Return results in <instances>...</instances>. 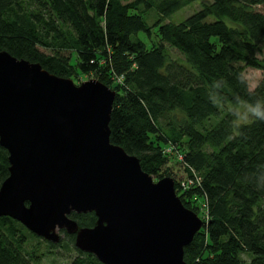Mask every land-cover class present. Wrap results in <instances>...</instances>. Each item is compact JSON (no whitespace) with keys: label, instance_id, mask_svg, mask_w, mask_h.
<instances>
[{"label":"trees","instance_id":"trees-1","mask_svg":"<svg viewBox=\"0 0 264 264\" xmlns=\"http://www.w3.org/2000/svg\"><path fill=\"white\" fill-rule=\"evenodd\" d=\"M195 1L0 0V50L58 76L94 74L116 91L111 142L149 174L173 176L189 209L198 213L202 200L207 217L185 247L186 264H264V119L241 121L236 108L264 106V12L256 8L264 1L212 0L181 22L166 21ZM153 7L159 16L150 25L144 15ZM142 31L155 32L157 43L134 37ZM248 67L263 72L255 89ZM170 161L184 166L183 179ZM9 168L0 145V188ZM71 217L80 227L97 222L95 212ZM60 232L55 243L1 216L0 264H40L71 245L78 253L67 264H103L77 248L76 234Z\"/></svg>","mask_w":264,"mask_h":264},{"label":"water","instance_id":"water-1","mask_svg":"<svg viewBox=\"0 0 264 264\" xmlns=\"http://www.w3.org/2000/svg\"><path fill=\"white\" fill-rule=\"evenodd\" d=\"M115 98L98 79L77 85L0 50V145L10 161L0 217L55 243L63 229L76 234L77 248L103 264H186L185 247L205 222L173 177L154 181L111 142ZM73 212H95L97 222L80 227Z\"/></svg>","mask_w":264,"mask_h":264},{"label":"rangeland","instance_id":"rangeland-1","mask_svg":"<svg viewBox=\"0 0 264 264\" xmlns=\"http://www.w3.org/2000/svg\"><path fill=\"white\" fill-rule=\"evenodd\" d=\"M212 0H196L195 2L181 8L180 10L176 11L175 13L171 14L169 17L166 18L167 22H181L183 21L185 18H187L188 16H190L191 14L195 13L196 11H198L203 4L206 3H211ZM256 8L262 12H264V3L259 4L256 6ZM159 16V13L157 12V8L153 7L147 14L144 15L146 21L151 25L153 24L154 20L156 19V17ZM156 29V27L153 28V30ZM134 37H139L140 39H142L143 41L146 42L148 47H152L154 43H157V37L155 35V32L153 33L152 36H149L146 32L142 31L139 32L138 36H134ZM42 50H45L42 48ZM170 54L173 57H180L179 53L173 49V48H169ZM48 53H50V50H47ZM258 56L262 59H264V49L262 52L258 53ZM76 56L74 55V60L73 63L76 62ZM245 75L249 81L250 87L252 89H255L258 85V83L260 82V80L263 77V72L262 70L256 69V68H251L248 67L246 68L245 71ZM96 77L94 76V74H85V75H80L77 79H73V81L77 84L80 85L83 81H87L89 79H93ZM239 110L240 113V120L241 121H249L253 118V113L251 111L252 107L249 105H245V104H241L238 107H236ZM168 166L170 167L171 171L176 172L177 173V178H184V166H182L181 164L177 163V161H170ZM175 173V174H176ZM153 178L154 181H158L160 180V176L154 175V174H150ZM173 177V176H171ZM202 200L199 201V211H198V215L202 218L206 220L207 217V213L205 208H203V203H201ZM201 203V204H200ZM65 230V229H64ZM61 237H64V234H62L60 232ZM43 242H39L37 239H31L30 240V245L32 246H41V251L42 252H47V245ZM77 250H75V248L71 245L69 248H58L54 251V253L48 254L46 255L43 260L41 261L40 264H67L68 262H70L76 255H77ZM245 258L247 260H249L248 256L246 255Z\"/></svg>","mask_w":264,"mask_h":264},{"label":"clouds","instance_id":"clouds-1","mask_svg":"<svg viewBox=\"0 0 264 264\" xmlns=\"http://www.w3.org/2000/svg\"><path fill=\"white\" fill-rule=\"evenodd\" d=\"M254 116L260 119H264V106L260 103H257L254 108L251 109Z\"/></svg>","mask_w":264,"mask_h":264},{"label":"built area","instance_id":"built-area-1","mask_svg":"<svg viewBox=\"0 0 264 264\" xmlns=\"http://www.w3.org/2000/svg\"><path fill=\"white\" fill-rule=\"evenodd\" d=\"M167 151L169 152V153H172V150L171 149H167ZM178 157L179 158H182L183 156L182 155H180V154H178ZM192 182V181H191ZM183 186H186V183L185 182H183V184H182Z\"/></svg>","mask_w":264,"mask_h":264}]
</instances>
